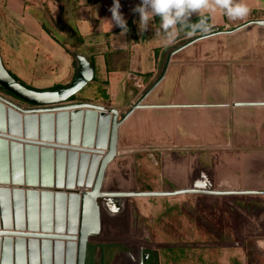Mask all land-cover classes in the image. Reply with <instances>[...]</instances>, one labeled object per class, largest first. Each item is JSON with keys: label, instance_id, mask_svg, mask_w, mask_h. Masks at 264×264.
<instances>
[{"label": "crops", "instance_id": "1", "mask_svg": "<svg viewBox=\"0 0 264 264\" xmlns=\"http://www.w3.org/2000/svg\"><path fill=\"white\" fill-rule=\"evenodd\" d=\"M244 2L251 9L244 19L230 20L220 11L205 13L212 25L209 33L196 31L188 35L190 29L183 28L174 42L167 43L156 17L150 20L146 31H140V16L134 9L141 0H119L120 12L130 28L123 35L121 28L115 24L111 28L109 23L114 0H0L1 58L7 71L32 89L66 86L76 75L75 63L66 49L69 44L60 43L65 34L51 28L49 19L66 21L81 35L80 50L89 57L94 72L93 80L75 95L73 103L116 109L120 115L143 97V105L153 106L135 109L119 126L117 150L123 154L108 163L102 192L135 191L138 156L150 150L158 157V176L163 186L212 191L264 190V27L254 24L264 21V0ZM199 18L193 13L189 22ZM190 38L195 39L179 46ZM104 115L95 111L89 117L93 122L90 134L80 129L75 141L69 135L66 140L58 139L56 124L52 139L40 136L39 123L34 139L0 136L8 156L12 149H17L23 157L34 153L36 159L32 172L37 185L26 184L25 168L21 185L11 182L10 166L4 172L8 181L1 182L0 188L11 193V205L15 188L35 189L39 193L46 189L53 197L62 193L66 208L70 197L75 200L74 214L67 210L60 231L55 228V208L51 228L45 232L40 228L16 229L13 222L3 229L0 220V264H18L14 250L17 239L26 247L29 240L37 241L39 249L43 241L47 242L52 248L50 264H55L54 246L77 248L81 193L92 189L108 149L112 116L104 125ZM43 180L50 181L51 186H41ZM59 183L61 187L56 188ZM124 199L127 198L98 199L100 232L90 237L94 241H89L86 264H113L112 251L121 249V234L129 227L125 222ZM69 214L75 216L73 221ZM246 218L253 227L264 230V213ZM4 242L13 246L2 262ZM19 260L29 264L28 259ZM75 263L76 258L71 264Z\"/></svg>", "mask_w": 264, "mask_h": 264}, {"label": "water", "instance_id": "2", "mask_svg": "<svg viewBox=\"0 0 264 264\" xmlns=\"http://www.w3.org/2000/svg\"><path fill=\"white\" fill-rule=\"evenodd\" d=\"M262 21H255L254 24L264 27ZM66 49L72 56L75 63L76 75L73 80L66 86L59 89L36 90L28 88L17 81L5 68L1 53H0V87L15 98L31 105L34 108L24 109L18 105L8 101L0 96V136L17 140V137L22 135L25 138H35L37 123L42 127L40 136L44 139H52V130L55 125L56 135L58 139L66 140L69 138L75 141L79 138L80 129H84L87 134H90L93 122L89 119L94 115L95 111L105 113L103 124H108L109 116H112V123L109 133V148L106 156L101 161L98 167L97 176L94 187L91 193H83L81 201V213L79 219V239L78 247L75 253V248L71 246L63 247L54 246V261L55 264H71L76 258L75 264H86L88 240L91 236H97L100 232L99 205L100 198H155V197H173L178 195L201 193L209 195H232V194H264V190L256 191H212L204 189H174L169 191H129V192H102V182L105 169L109 162L117 155L123 154L117 150L118 130L121 123L135 110L139 108H153L150 105H143L142 101L145 97L138 100L134 105L123 115L116 109H106L101 106L91 105L87 103L65 104L73 96L78 94L88 83L93 80L94 72L89 57L81 50L71 48L66 45ZM166 68L163 71L165 74ZM162 75V76H163ZM152 89V88H151ZM150 89V90H151ZM7 110L4 112V108ZM85 110V113H83ZM70 111V112H69ZM55 113V114H54ZM37 114H40L38 117ZM85 114V115H83ZM87 117V118H86ZM6 124L8 130H6ZM23 125V127H22ZM5 130L8 135L5 136ZM69 130V132H68ZM6 133V134H7ZM87 134H84L86 137ZM85 137V138H86ZM60 140V141H61ZM4 143L0 142V183L8 181L5 176L7 167H11V182L16 185L23 184L22 173L25 168L27 173L26 184L37 185V179L32 171L36 167V159L34 153L31 156L23 157L17 149L13 150L8 156L6 150L3 149ZM10 161V163H9ZM25 161V162H24ZM9 163V164H8ZM71 183L70 181H67ZM41 186L48 187L50 181L41 182ZM61 183L56 185L60 188ZM8 189L0 188V220L3 229L12 226L16 229H25L35 231L40 228L41 231H49L52 223L53 208H55V228L60 231L64 225L65 215L71 211L75 205V200L69 198V207L66 208V198L62 193H56L53 197L49 190H42L40 193L35 189L24 191L15 188L11 193ZM12 208V211H11ZM70 221H73L75 216H72ZM12 217V219H11ZM13 220V221H12ZM40 220V222H39ZM69 221V222H70ZM40 223V225H39ZM26 226V227H25ZM40 226V227H39ZM234 246L239 245L233 243ZM12 243L4 242L1 248L3 260L8 256L12 249ZM16 263L21 264L19 259L23 258L29 264H50L52 248L47 245V242H42L39 249L37 241H28L27 247L20 239L15 240L14 244ZM40 260V261H39ZM6 263V262H4ZM3 263V264H4Z\"/></svg>", "mask_w": 264, "mask_h": 264}, {"label": "rangeland", "instance_id": "3", "mask_svg": "<svg viewBox=\"0 0 264 264\" xmlns=\"http://www.w3.org/2000/svg\"><path fill=\"white\" fill-rule=\"evenodd\" d=\"M0 96L21 108H34L5 92L0 91ZM138 157L135 167L141 187L155 191L161 181L158 157L152 150ZM134 190L143 191L139 187ZM123 203L129 227L121 234V249L112 251L113 264H264V250L257 247L264 230L253 227L246 218L264 213V195H178L127 198ZM88 250L89 244L87 257Z\"/></svg>", "mask_w": 264, "mask_h": 264}, {"label": "clouds", "instance_id": "4", "mask_svg": "<svg viewBox=\"0 0 264 264\" xmlns=\"http://www.w3.org/2000/svg\"><path fill=\"white\" fill-rule=\"evenodd\" d=\"M110 11L112 13V19L109 21L111 28L115 24L121 28L122 35L126 34L129 29L120 12L119 0H114ZM134 11L139 13L141 32L147 30L150 20L159 17L160 29L165 34L167 43H172L183 28L190 29L188 35H193L196 31L209 33L212 25L207 22L205 13L220 11L230 20H237L247 17L251 9L244 0H141ZM193 13H197L200 17L196 23L189 22ZM257 247L264 250V239L257 240Z\"/></svg>", "mask_w": 264, "mask_h": 264}, {"label": "trees", "instance_id": "5", "mask_svg": "<svg viewBox=\"0 0 264 264\" xmlns=\"http://www.w3.org/2000/svg\"><path fill=\"white\" fill-rule=\"evenodd\" d=\"M159 17H156V20L159 21ZM199 19L197 20H193V21H190V23H196L198 22ZM49 25L51 28H55L57 31L59 32H63L65 34V37L62 41H60L61 45L65 46L66 44H69L71 48H75L77 50H80L81 47H82V44H83V39L81 37V35H79V33L73 29L72 27H70L66 21H61V22H56V21H53L51 19H49ZM44 26V25H43ZM45 29H47L49 31V33L51 34V30L46 28L45 26ZM130 29V28H129ZM52 35V34H51ZM54 36V35H53ZM55 37V36H54ZM53 37V38H54ZM56 39V37H55ZM195 38H190V39H187V40H183L179 43V46H182V45H185L191 41H193ZM178 46L174 47V48H177ZM174 50V49H173ZM161 73H162V70H160V73H159V77L161 76ZM13 76V75H12ZM14 77V76H13ZM158 77V78H159ZM17 81H19L16 77H14ZM157 78V79H158ZM22 85L26 86L24 83H22L21 81H19ZM28 87V86H26ZM63 86H58V87H54L52 89H59V88H62ZM30 88V87H28ZM0 91L2 92H5L7 94H9L8 92H6L2 87H0ZM11 95V94H9ZM75 99V96H73L70 100H74ZM136 182H137V185L139 187L140 190H143V191H148L150 190V188L148 187H141V181L140 179L138 178V174H137V179H136Z\"/></svg>", "mask_w": 264, "mask_h": 264}, {"label": "bare ground", "instance_id": "6", "mask_svg": "<svg viewBox=\"0 0 264 264\" xmlns=\"http://www.w3.org/2000/svg\"><path fill=\"white\" fill-rule=\"evenodd\" d=\"M111 123H112V120H111ZM110 128H111V125H110ZM110 133V132H109ZM108 148H109V140H108ZM107 152H108V149H107V151H106V153H105V155H104V157L106 156V154H107ZM104 157H103V159H104ZM102 159V160H103ZM97 176V175H96ZM95 180H96V178H95ZM94 184H95V182H94ZM93 187H94V185H93ZM93 187H92V189H93ZM92 189L90 190V191H88V192H83V193H91V191H92ZM83 193H81V201H82V195H83ZM101 193H102V191H101ZM80 213H81V209H80ZM78 239H79V228H78V233H77V247H78ZM52 242V241H51ZM60 245V244H59ZM76 251H77V249H76Z\"/></svg>", "mask_w": 264, "mask_h": 264}, {"label": "built area", "instance_id": "7", "mask_svg": "<svg viewBox=\"0 0 264 264\" xmlns=\"http://www.w3.org/2000/svg\"><path fill=\"white\" fill-rule=\"evenodd\" d=\"M161 186H162V182L160 181V184L158 187L155 188L156 189L155 191H163Z\"/></svg>", "mask_w": 264, "mask_h": 264}]
</instances>
